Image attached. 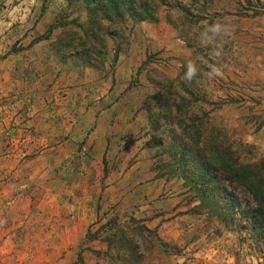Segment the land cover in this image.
Instances as JSON below:
<instances>
[{
  "label": "rangeland",
  "instance_id": "374dc122",
  "mask_svg": "<svg viewBox=\"0 0 264 264\" xmlns=\"http://www.w3.org/2000/svg\"><path fill=\"white\" fill-rule=\"evenodd\" d=\"M253 1L264 5V0ZM245 4V0H210L208 18L197 27L163 7L156 22H122L120 33L113 26L120 38H107L102 54L98 53L102 44L93 43L97 53L90 55L83 49L90 50L91 45L80 46L78 41L81 37L86 42V37L77 23L84 29L89 26L84 3L71 0L68 8L67 0H0V75L8 68L21 81L19 92L0 93V129L9 127L0 132V152L15 149L2 139L15 133L19 113L14 108L20 107L26 117L28 106L53 98L50 89L64 72V128L80 115L86 118L88 108L108 111L104 121L116 117L117 129L121 123L143 124L142 131L131 130V138H122L126 141L116 148L113 167L123 163L121 153L127 154L126 167L133 164L138 154L131 156L135 153L131 146L143 139L144 160L158 179L150 204H138L137 186L126 180L132 188L126 206L102 210L94 194L104 190L105 179L98 183L90 160L77 164L90 169L85 176L39 179L47 184L34 189L45 187L47 192L18 195V179L10 177L17 167L0 159V264H264V235L258 237L249 228L241 210L228 211L233 221L198 211L201 201L195 183L184 178L195 177L188 163L196 164L198 155L206 164L202 146L214 127L242 151L244 161L264 163V15L242 14ZM72 37L74 43L69 42ZM10 56L11 64L5 66L3 61ZM37 89L43 94L39 90L28 103L27 93ZM181 100L189 103L184 112L202 120L200 138L191 135L190 119L175 109ZM94 117L85 121L92 128L101 122L99 113ZM95 142L86 148L90 157ZM107 165L104 160L106 174ZM225 187L245 210L255 208L240 188H228L226 183ZM58 197L66 206L81 199L80 218L90 224L79 241L59 237L52 231L56 227L44 229L45 219L32 217V205L43 199L55 215L52 204L58 207L60 203H54ZM35 220L39 227L33 230L30 223ZM63 241L70 243L66 250Z\"/></svg>",
  "mask_w": 264,
  "mask_h": 264
},
{
  "label": "crops",
  "instance_id": "0c3cea01",
  "mask_svg": "<svg viewBox=\"0 0 264 264\" xmlns=\"http://www.w3.org/2000/svg\"><path fill=\"white\" fill-rule=\"evenodd\" d=\"M3 62L5 66L7 63L11 64V56L5 58ZM7 71L6 74L0 75V93H4L6 90H17L19 92L21 87V81L18 80L19 76L17 74L12 75L11 70L8 68ZM60 75L61 76H59L57 80L58 82L54 84L51 88L52 90L50 89L49 94H53L54 97L50 99L47 97V101L43 99L39 106H28L29 109L26 117H23L25 111H23L21 115L20 107H13L14 111L19 113L15 122L16 124H14L16 129H13L15 133L9 135L6 133L5 137L1 136L3 140L6 138L8 140L7 142H11L12 146H15L14 150H9L7 153L4 151L0 152V159L12 163L15 168L17 167L13 170V172H15L13 176L9 175L12 178L18 179L16 193H18V195L25 193L33 195L34 191V193L41 195L45 193L44 191L47 192L45 187H35L34 189V185L47 184V181L38 182L39 179L42 180L61 176L64 181V177L68 179L85 176L90 169H85V165L83 168H80L77 164L78 162H83L82 160H90L93 167L91 169L92 174L98 179V183L100 184L99 179H105L104 190L102 191L101 188H99L96 194H94L98 200L96 205L98 203V205L102 207V210L111 207V205H117L118 208L126 206L125 197L127 192L129 193L132 190V188L130 189L126 186L130 184L126 183V180L132 181L133 184L137 186L134 192L139 199L138 204H142V201L144 202L143 204L149 203L151 200L149 196L154 192L155 184L158 182V179L155 180V172L150 170L149 163L147 160H144L147 154L146 150L143 149V144H140V141H143V139H136V142L131 146L135 151L131 156L134 157L138 154L133 164L126 167L124 160L127 154L125 156V153H121V156H124V159L120 158L123 163L120 164L118 168L113 167L114 155H117L116 148L121 144H125L126 141L122 138L129 137L130 133L132 134L131 130L134 131V133L138 130L142 131L143 124L140 123L138 126L131 124L128 126L121 123L119 125L120 128L117 129V122H115L117 119L116 117H112L109 122L104 121L106 115L109 113L108 111L103 110L101 112H94V108H88V111H86V118L80 115V117H77L76 121H72L68 129L64 128V72ZM1 78H4V80L1 81ZM39 90H35L34 93L31 90L30 93H27L29 98L28 103L36 99L34 96L39 93ZM40 94H43L41 90ZM53 101L55 104L60 103L61 106L53 104ZM2 109L4 113L7 112V108ZM1 111L0 109V113ZM97 113H99L101 122L97 123L96 127L93 126L92 128L91 124L89 126L85 121L95 118L94 116ZM54 114L57 116H53ZM5 117L9 118L7 116ZM131 119H133V116ZM122 124L124 125L123 127ZM4 125L7 126L8 123L5 122ZM8 128L3 126L0 132L5 133ZM129 138H131V136ZM94 139L96 140V145L95 149L92 151L93 156L90 157V154L86 153V148ZM2 143H0V146L3 145ZM131 156L128 158L129 160ZM104 160L108 162L106 167L107 174L104 172ZM65 163H67L68 166H66ZM143 165L144 167H142ZM70 194H72V192H70ZM58 200H60L59 197ZM58 200L54 202L57 204L60 203L58 207L52 204L55 208V212L53 213L55 215H52L48 207L50 203H47V201L43 199L39 205H32L35 212L32 217L41 220L45 219L43 222L45 224L44 229L47 226H51L52 228L56 227L55 230L52 231L59 237H66L67 240L68 237H75L76 240L79 241V239L85 237L87 233L86 229L89 226L88 224H90V221L86 223L80 218L81 215L79 211H81L82 208L81 199L77 197L75 203H68V206H66L62 200ZM148 207L149 206H142L141 208ZM60 210L63 212H60ZM61 218H64L62 222L59 221ZM91 223L93 224L94 221H91ZM30 224H32L33 230V227H39L36 220L32 221ZM64 246L66 250L67 247L70 246V243L63 241L61 245L63 250ZM61 247H59V249Z\"/></svg>",
  "mask_w": 264,
  "mask_h": 264
},
{
  "label": "trees",
  "instance_id": "16d2710c",
  "mask_svg": "<svg viewBox=\"0 0 264 264\" xmlns=\"http://www.w3.org/2000/svg\"><path fill=\"white\" fill-rule=\"evenodd\" d=\"M68 8H71V0ZM84 3V10L88 17V28L77 23V26L83 30L86 37V42L80 37L78 41H82L80 46L90 44L88 48L83 49L90 55L97 53L93 43H99L100 52L107 48V38L110 40H117L120 38L116 35L121 32L120 25L122 22L128 21L143 22L158 20L157 11L160 8H165L168 12H176L181 18L185 19L189 25L193 27L199 26L202 21L207 20L206 10L209 7L210 0H76ZM259 2V0H258ZM245 5L242 7V14L251 13L252 17L264 15V5L261 3H254L253 0H245ZM206 15V16H205ZM106 21V23H104ZM75 36V35H74ZM75 38L70 39V43H74ZM125 40V39H124ZM124 43V42H123ZM93 44V45H92ZM120 45V44H119ZM93 46V48H92ZM191 46V45H189ZM89 50V51H88ZM120 48L118 47L115 53L114 61L118 60ZM181 100L175 107L179 115H185L190 119V124L187 126L191 135L195 138H200L204 124L196 115L190 117L189 112H184L187 108ZM226 134L215 127L210 129L208 137L205 141V155L208 157L204 166L200 160L204 158L202 155L197 156V163L195 160L188 163V167L194 168V178L189 179V174L184 178L188 182L195 183L199 199L201 201L198 211L213 214L217 217H226L233 221V218L228 217V211L231 214L234 211L241 210V214L246 218L249 228L257 232L258 237L264 235V163H254L250 160L244 161L242 159L243 153L237 149L234 143L225 140ZM200 164H199V163ZM188 171V170H187ZM185 171L187 174L190 171ZM222 174L224 177H222ZM227 178V180H226ZM225 183L228 188H240L245 194L246 202L253 203L254 209L251 211L245 210L239 204L238 198L230 191H226ZM234 184V185H233ZM227 189V187H225ZM247 197V198H246ZM252 205V204H251ZM227 214V215H225Z\"/></svg>",
  "mask_w": 264,
  "mask_h": 264
}]
</instances>
